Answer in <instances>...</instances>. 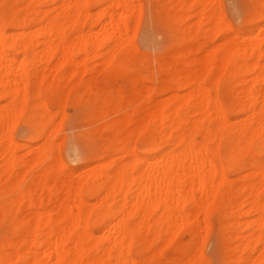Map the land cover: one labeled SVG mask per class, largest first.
I'll use <instances>...</instances> for the list:
<instances>
[{
	"label": "bare ground",
	"instance_id": "bare-ground-1",
	"mask_svg": "<svg viewBox=\"0 0 264 264\" xmlns=\"http://www.w3.org/2000/svg\"><path fill=\"white\" fill-rule=\"evenodd\" d=\"M14 1L0 0V264H264V0L245 16L226 0L245 31L217 0H161L139 42L170 54L143 75L133 38L153 0ZM69 101L102 138L60 135L70 166Z\"/></svg>",
	"mask_w": 264,
	"mask_h": 264
},
{
	"label": "rangeland",
	"instance_id": "rangeland-1",
	"mask_svg": "<svg viewBox=\"0 0 264 264\" xmlns=\"http://www.w3.org/2000/svg\"><path fill=\"white\" fill-rule=\"evenodd\" d=\"M10 1H12L15 5H16V7H18V2H15L14 0H10ZM217 1H219V7H220V9L224 12V14H225V17H226V20L229 22V24L231 25V27L234 29V30H242V31H245V30H247L248 29V26H247V23H245L243 20H242V18H239L238 20L237 19H234V21H233V17L229 14V11L227 10V3H226V0H217ZM250 1V2H249ZM150 2H151V0H150ZM162 1L160 0V1H158V0H153L152 2H151V5H147V7H148V9H145V7H144V12H143V14H142V17H141V20H140V27H139V29H138V32H137V34H136V36L133 38V41H134V44L136 45V47L138 48V56L135 58V60L137 61L136 63H137V67H138V69L136 68V70H134V72L138 75V73H140L139 75H143V73H145L146 74V72H147V74L148 73H152L153 72V70H156V68H157V61H158V59L159 58H162V59H164V60H167L168 59V56H169V54H170V51H168V50H166L164 47H163V45H161V46H157V48H155V49H153V52H152V49H146V47H144L143 45H141L140 44V42H139V39H140V41H142L141 40V38H143V36H144V34L146 33V31L148 30V29H151L150 27H153L152 29H154V21L152 22V20H153V18L150 16L151 14L149 13V11H151V13H152V15H153V9H152V7L154 8V6L156 7V9L158 8V6H160ZM141 3L142 4H144L143 3V0L141 1ZM149 2L148 1H146V4H148ZM249 3H251V0H240L239 1V3H237V4H235V7H236V12H237V14L238 15H242V16H245V14L243 15V14H241L243 11H245L246 10V8L248 9V8H250V6H251V4L249 5ZM145 4V5H146ZM150 4V3H149ZM154 5V6H153ZM249 5V6H248ZM151 6V7H150ZM146 7V8H147ZM150 8V9H149ZM91 9V11L92 12H95V11H97L98 10V7H91L90 8ZM97 9V10H96ZM152 9V10H151ZM155 9V8H154ZM147 11H148V13L150 14L149 15V17L150 18H148V13H147ZM246 13V12H245ZM149 19H152V20H149ZM149 20V21H148ZM237 20V21H236ZM162 21L161 20H159L158 21V28H160V29H163V25H162V23H161ZM151 23V24H150ZM153 23V24H152ZM160 23V24H159ZM165 34V33H164ZM165 36H166V38L168 37L166 34H165ZM159 40H162L161 39V37L159 36ZM199 41H198V40ZM204 39V37H203V35H202V32H200V34L199 33H197L196 34V41L197 42H201L202 40ZM220 41V37H218V39H217V37H216V39H215V43L217 44L218 42ZM143 42V41H142ZM141 42V43H142ZM164 49V50H163ZM145 50V52H142V51H144ZM152 53H153V56H152ZM155 53V54H154ZM153 57L155 58L154 60H153ZM149 60V61H148ZM151 60H153L152 62H151ZM148 61V62H147ZM139 63V64H138ZM141 63V64H140ZM154 65H155V67H154ZM142 69H141V68ZM150 67H154V69H151ZM148 68H150L149 70H148ZM140 70H141V72H140ZM134 73V74H135ZM94 78L96 79V81L98 82V83H100L99 85L101 86H106L107 84H110L111 82H110V80H109V78L105 75V74H103V73H101V72H99V73H96L95 75H94ZM122 80V79H121ZM121 80H119L118 81V86L119 87H121L126 93L129 91V89H130V83L128 82V81H126L125 79H123V81L125 80V82L123 83V82H121ZM153 85L152 83H148V85ZM99 86V87H100ZM100 89V88H99ZM70 106H69V105ZM68 105V106H67ZM83 105V106H82ZM91 106V105H90ZM89 106V108H91ZM84 103L83 102H80V103H74L73 104V102H71V101H69V102H67L66 103V105H64V107H63V109H64V113H66V117H65V119L63 120V122H62V127H63V131L59 134V136H58V138H57V142H58V140H59V138H60V135L61 136H63L64 134H69V135H73V133H75L76 132V134L78 135V136H80V137H82V138H84V139H88L89 138V136L90 135H93V134H89L88 132H87V130H89V129H87V125H86V122H85V119H84V113L86 112V110L88 109V108H85L84 109ZM49 108H50V110H55V107H53V106H49ZM80 108H81V110H80ZM79 110V111H78ZM66 111V112H65ZM75 111H76V113H75ZM77 115H78V117H77ZM79 120H78V119ZM83 119V120H82ZM234 119V118H233ZM73 120L75 121V124H74V127L72 128V122H73ZM235 120V119H234ZM84 127H85V129H84ZM72 129V130H71ZM83 130V131H82ZM72 131H73V133H72ZM75 131V132H74ZM63 134V135H62ZM87 134H89L88 135V137H87ZM87 137V138H86ZM95 137V138H94ZM90 138L93 140V138L95 139V145H96V147H98L97 145H100L101 144V142L99 141L100 139H101V141H102V138H100L99 136H97V135H93V136H90ZM91 139H90V142H92L91 141ZM61 140H59V143H57L58 144V147L60 148H58V150H59V155H60V157L61 158H63V156H64V158L62 159L63 161H64V163L66 164V165H68V166H70L71 165V161H70V159L68 158V155L67 154H65V151H64V146H63V143L62 142H60ZM93 142H94V140H93ZM95 147V146H94ZM140 150H141V145L140 144H137V151H139L140 152ZM61 151H62V153L63 154H61ZM62 155V156H61ZM67 155V156H66ZM65 159H66V161H65ZM230 177H235V175H230ZM4 228V227H2L1 225H0V233L3 231L2 229ZM215 231H216V229L214 228V233H215ZM188 235H183L182 237H181V241L182 242H184V243H186L188 240H187V237ZM215 235L213 234L212 235V239L210 238V239H208L204 244H203V246H202V250H203V252H204V254L206 255V256H209V253L210 252H212V250L214 249V241H215V237H214ZM208 245V246H207Z\"/></svg>",
	"mask_w": 264,
	"mask_h": 264
}]
</instances>
